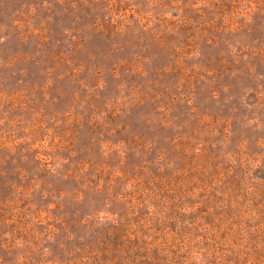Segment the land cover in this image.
<instances>
[{"label": "rangeland", "instance_id": "1", "mask_svg": "<svg viewBox=\"0 0 264 264\" xmlns=\"http://www.w3.org/2000/svg\"><path fill=\"white\" fill-rule=\"evenodd\" d=\"M0 264H264V0H0Z\"/></svg>", "mask_w": 264, "mask_h": 264}]
</instances>
